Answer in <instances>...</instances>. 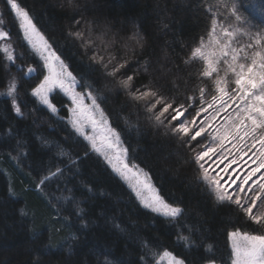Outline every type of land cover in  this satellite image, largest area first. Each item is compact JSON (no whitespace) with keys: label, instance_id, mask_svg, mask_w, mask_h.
Masks as SVG:
<instances>
[{"label":"snow or ice","instance_id":"snow-or-ice-1","mask_svg":"<svg viewBox=\"0 0 264 264\" xmlns=\"http://www.w3.org/2000/svg\"><path fill=\"white\" fill-rule=\"evenodd\" d=\"M2 2L0 160L27 173L52 226L30 264L59 250L61 264H225L217 227L228 264H264V25L238 0H152L154 15L132 20L98 0ZM179 10L199 21L190 40ZM45 122L63 135L21 131ZM15 197L8 186L0 218ZM223 209L236 219L217 224ZM18 211L40 239L38 213ZM89 234L101 243L85 247Z\"/></svg>","mask_w":264,"mask_h":264},{"label":"trees","instance_id":"trees-1","mask_svg":"<svg viewBox=\"0 0 264 264\" xmlns=\"http://www.w3.org/2000/svg\"><path fill=\"white\" fill-rule=\"evenodd\" d=\"M26 4L31 6L34 0H24ZM38 3L39 0H36ZM152 0H98V7L101 13L104 15L116 16L120 19L127 17L129 20L142 18L145 14L153 16L151 8H146V4H151ZM188 0H170L169 8L173 4L184 5ZM240 12L248 18V20L256 25H264V0H238ZM4 8L2 0H0V11ZM37 13L42 11L39 7L36 9ZM171 18V17H170ZM176 27L179 29L181 24L184 30L188 33L187 36L183 37L185 40H190L192 36L197 34L199 21L196 19L195 11L187 12L179 10L175 12ZM47 22L45 17L43 23ZM149 23H152L150 20ZM177 39H180L177 36ZM16 75L15 72L12 73ZM23 83L24 90L29 87L28 83ZM5 91V88L0 86V92ZM20 98L25 99L24 92L21 91ZM6 97L0 96V130H2L8 121L5 119L7 116V103ZM61 125L58 123L45 122L42 128L30 127L27 123L21 125V131L26 132L29 135L41 133L47 136L51 140H55L57 135L62 136L60 132ZM55 133V135H50ZM93 172L95 169L93 168ZM91 178V177H90ZM30 177L27 173L21 174L20 172L14 171L9 163H5L0 160V199L4 197L8 186H13L16 191V197L12 208L5 218H0V264H30L33 257L36 256L35 246L47 242V237L51 230V225L44 228L43 225L47 224L46 217L49 216L50 210L40 201L35 193L24 192L27 182ZM95 180L100 184L106 183L105 177L98 175ZM171 187V185H166ZM34 209L38 213L37 228L44 232V235L36 240H32L31 233L28 231L29 220L31 217V211L29 216L21 217L18 209ZM228 210L223 209L219 214L220 221H234L236 218L227 214ZM20 221H24L23 224ZM159 232H162L161 241L164 244H168L172 238V233L168 229L161 228L160 225L156 226ZM74 232V229L65 228L62 232L57 233V241H63ZM85 247L90 246L94 243H101L97 238H94L89 234L86 238ZM209 243H212L215 249V254L218 257H223L225 264H228V250L225 246V237L223 230L218 228L216 231L211 233V239ZM52 251V250H50ZM66 252L64 250L54 251L50 257H40V264H61L64 259ZM118 255V254H117Z\"/></svg>","mask_w":264,"mask_h":264}]
</instances>
